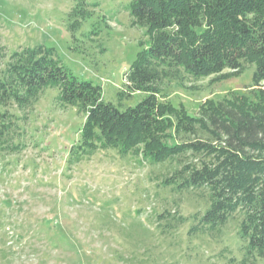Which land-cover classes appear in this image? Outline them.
Listing matches in <instances>:
<instances>
[{
    "label": "trees",
    "instance_id": "obj_1",
    "mask_svg": "<svg viewBox=\"0 0 264 264\" xmlns=\"http://www.w3.org/2000/svg\"><path fill=\"white\" fill-rule=\"evenodd\" d=\"M128 12L131 25L142 30V49L124 74L116 105L104 101L99 85L73 75L53 47L38 44L8 54L0 44V157L26 150L20 123L44 91L55 90L57 104L84 118L68 164L114 151L165 166L158 177L162 189L207 192V206L192 215L189 235L216 238L240 213L238 264L264 259V0H131ZM90 17L78 2L68 30H79ZM248 66L254 70L246 93L206 100L196 115L159 99L166 82L229 79ZM135 94L143 96L122 107ZM156 219L163 234L187 221L167 210Z\"/></svg>",
    "mask_w": 264,
    "mask_h": 264
},
{
    "label": "rangeland",
    "instance_id": "obj_2",
    "mask_svg": "<svg viewBox=\"0 0 264 264\" xmlns=\"http://www.w3.org/2000/svg\"><path fill=\"white\" fill-rule=\"evenodd\" d=\"M80 1L91 17L75 32L69 12ZM131 0H0V44L8 54L38 44L53 47L80 80L102 88L119 103L124 74L142 49V30L131 25ZM254 67L214 81L166 82L160 101L196 115L206 100L246 93ZM264 88V83H263ZM46 90L20 123L26 150L0 157V264H238L242 215H233L216 238L188 234L192 215L207 206L206 190L174 194L158 186L168 168L141 164L114 151L68 164L84 122L73 108ZM135 94L122 107L142 98ZM172 144V140L167 141ZM164 210L185 217L169 234L157 226ZM229 259H234L229 262ZM254 264H264L256 259Z\"/></svg>",
    "mask_w": 264,
    "mask_h": 264
}]
</instances>
